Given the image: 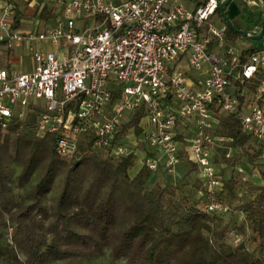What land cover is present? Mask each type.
Listing matches in <instances>:
<instances>
[{
	"label": "built area",
	"instance_id": "obj_1",
	"mask_svg": "<svg viewBox=\"0 0 264 264\" xmlns=\"http://www.w3.org/2000/svg\"><path fill=\"white\" fill-rule=\"evenodd\" d=\"M58 1L62 14L38 32L15 25V5L0 7V41L34 62L30 72L3 65L0 47V127L37 107L39 134H57L60 156L71 159L90 139L118 158L131 154L119 139L125 123L144 109L143 140L158 152L147 153L148 168L173 175L187 155L204 182L203 208L228 210L215 162L232 139L218 133L219 118L236 115L264 159V42L243 60L213 22L220 0L194 9L178 0Z\"/></svg>",
	"mask_w": 264,
	"mask_h": 264
},
{
	"label": "trees",
	"instance_id": "obj_2",
	"mask_svg": "<svg viewBox=\"0 0 264 264\" xmlns=\"http://www.w3.org/2000/svg\"><path fill=\"white\" fill-rule=\"evenodd\" d=\"M5 1L15 5L19 27L25 13L15 0ZM253 2L244 9L260 31L264 5L262 0ZM216 14L231 43L244 37L224 21L219 9ZM49 16L47 10L41 14L43 19ZM255 50L243 51V60ZM39 111L31 108L25 119L12 118L6 131L0 127V231L12 228L10 242L0 243V264H91L107 249L112 264H264V186L242 182L249 197L236 208L251 237L233 244L230 225L220 222L221 214L207 212L204 202L166 203V191L149 189L153 171L146 163L131 176L133 153L115 158L93 149L89 139L71 159L60 156L57 134H39ZM144 115V109L136 111L119 139L132 126L139 135ZM217 129L232 139L234 148L244 149L252 138L236 115L221 116ZM16 168L20 172L15 177ZM194 168L193 163L190 170ZM225 181L229 192L239 184L233 177ZM26 185L31 186L26 197L18 195L15 187Z\"/></svg>",
	"mask_w": 264,
	"mask_h": 264
},
{
	"label": "rangeland",
	"instance_id": "obj_3",
	"mask_svg": "<svg viewBox=\"0 0 264 264\" xmlns=\"http://www.w3.org/2000/svg\"><path fill=\"white\" fill-rule=\"evenodd\" d=\"M203 1L205 0H196L195 2H192L191 0H183L182 3L187 8L191 9L195 7L197 3H201ZM44 2L45 0H17L20 8L25 13L24 17L22 18L23 21L20 25L23 30L38 32L44 28V22H42L41 18L37 17L38 13L43 14V12L47 10L46 7L43 6ZM55 11L56 8L53 9L52 13H54ZM37 18L39 19L38 23L36 21L34 22V20H36ZM33 22L35 23V25L33 24ZM213 22L217 26H221V24H224L218 14L213 16ZM234 23L236 26H241L240 24H238L237 20ZM249 40L252 41V39ZM16 66V68L21 71L29 70L32 67V60L28 56H24L22 57V64H18ZM134 115L135 113L129 116L124 127L127 126L128 123L134 118ZM146 126V119L145 117H143L139 123V127L141 128V133L139 135L135 134L134 126L130 127L126 132H124L125 134L123 135L122 141L127 147L128 152L134 154V167L130 170L131 176H134L142 168L145 163V157L150 150L149 145H147V143L143 140L142 135L143 129ZM7 128L2 129L3 131H6ZM83 142L85 143L84 139ZM181 142L186 143L185 139H182ZM229 143L230 141L223 142V148L218 150L219 154L215 165L217 170L221 173L225 183V180L233 177L239 180V184L235 186L232 192H229V190L226 188V185L224 186L225 189L223 192H221L220 198L228 205L229 208L219 216V220L222 223H228L230 225V233L228 236L229 242L238 244L247 241V239L251 237V231L245 229V226H242L245 221L244 215L236 208L237 205L246 201L249 197L248 189L242 185V182L247 181L248 183H251L255 186L258 185L252 182V177L245 176L241 170L237 169L236 163H238L239 168L241 167L243 171H246L247 169L255 170V168H258L262 171V176L264 177V159H262L261 156L258 155V145L253 138H251L250 142L247 143L244 149L234 148ZM230 146L233 149V157L228 159L225 158L224 155L226 148ZM150 151L158 154L155 149H151ZM251 156H253V159L251 158ZM223 164H226L228 166H223ZM192 165L193 162L187 155H184L182 162L177 166L176 172L173 175L168 174L165 170V166L162 165L157 171L152 172L151 177L147 182V187L149 189L166 191V194L164 196V200L166 201V203L169 201H177L181 203H195L201 205L203 204L204 199L200 191L201 189H203L204 182L200 178V171L195 163V168L193 170H190ZM19 172L20 169L16 168L14 172L15 177L19 174ZM262 186H264V184ZM30 189V185H26L23 188H19L18 186L15 187L16 193L24 197H26ZM173 190H175L174 196L170 194V192H172ZM11 232L12 228L0 231V243L2 245L5 246L10 242ZM249 246L250 248H254L255 243L251 241L249 243ZM112 262L113 259L110 256V251L107 249L104 255L93 259L90 263L112 264ZM117 263L124 264V260H118Z\"/></svg>",
	"mask_w": 264,
	"mask_h": 264
},
{
	"label": "crops",
	"instance_id": "obj_4",
	"mask_svg": "<svg viewBox=\"0 0 264 264\" xmlns=\"http://www.w3.org/2000/svg\"><path fill=\"white\" fill-rule=\"evenodd\" d=\"M108 1L119 2L120 0H108ZM178 1L181 3L183 2V0H178ZM187 1H190V0H187ZM191 1L195 2L196 0H191ZM15 2H17V0H15ZM7 3H8L7 1L1 0L0 1V7L4 6ZM198 4H200V3H197L196 6L191 8V9L196 8L198 6ZM254 4H255V2H253V1L250 2V1H246V0H232L231 3L229 4V6L227 7L226 12H227V15L229 16V18L232 20V22L234 23L237 20L238 24L241 25V26H236L234 23V25L238 29L245 30V31H257L256 30V26H257L256 23L252 19H250V17L248 16L247 12L244 9L245 6H251ZM43 6L46 7L47 12H49L50 16L48 17V19H43V18H41V14L38 13L37 17L41 18V20H42V22H44V24L45 23L54 24L56 19L63 12L62 4L58 0H45V2L43 3ZM54 8H56V11L54 13H52ZM38 18L36 20H34V22L35 21L39 22ZM22 21H23V19H22ZM34 22H33V24L35 25ZM221 26H222V24H221ZM249 39L250 38L242 37V38L237 39L235 42H232V44L235 45L240 52H243V51L249 49L250 47H255L257 49L260 46H262V44L264 42V38L259 42L255 41V40L250 41ZM0 47H1L2 52H3L2 61H1V63L3 65H5V64H13L14 66H16L18 64L21 65L22 64V57L28 56L32 60V67L29 70H25L22 72L32 71L34 62H33V59L30 56V54L26 48L17 49L14 46L10 45L7 41H0ZM216 154L218 155V151H216ZM236 167H237V169L241 170L245 176L252 177L253 178L252 182H254L256 185L262 186L264 184V177L262 176V171L260 169L255 168V170H249L246 168L247 170L243 171V169L241 167L239 168L238 163H236Z\"/></svg>",
	"mask_w": 264,
	"mask_h": 264
},
{
	"label": "water",
	"instance_id": "obj_5",
	"mask_svg": "<svg viewBox=\"0 0 264 264\" xmlns=\"http://www.w3.org/2000/svg\"><path fill=\"white\" fill-rule=\"evenodd\" d=\"M231 1L232 0H220V2H219L218 9H219V11L221 13V16L224 19V21L233 30L239 32L244 37L250 38V39L255 40V41H261L264 38V14H263V19H262L260 31H245V30L238 29L234 25V23L232 22V20L229 18V16L227 15V12H226V9L229 6V4L231 3ZM246 1H255V0H246ZM262 2H263V5H264V0H262Z\"/></svg>",
	"mask_w": 264,
	"mask_h": 264
}]
</instances>
